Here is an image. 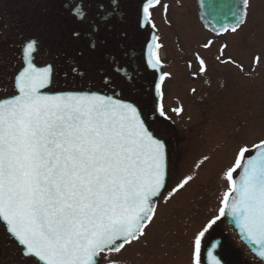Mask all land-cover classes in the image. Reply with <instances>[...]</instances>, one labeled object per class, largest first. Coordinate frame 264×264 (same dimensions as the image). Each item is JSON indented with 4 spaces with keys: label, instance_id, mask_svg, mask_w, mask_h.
Masks as SVG:
<instances>
[{
    "label": "snow or ice",
    "instance_id": "6c2138e0",
    "mask_svg": "<svg viewBox=\"0 0 264 264\" xmlns=\"http://www.w3.org/2000/svg\"><path fill=\"white\" fill-rule=\"evenodd\" d=\"M159 2L143 4L145 25L155 27L149 9ZM249 4L242 0L231 12L236 22L221 30L235 32L244 24ZM157 39L148 45L152 69L161 65ZM36 43L23 49L26 67L15 77L18 94L0 99V220L23 246V255L43 264H99L102 258L120 264L111 257L140 242L157 218L158 202L167 204L193 176L168 188L165 142L149 130L135 103L96 92L42 91L51 83L52 67L32 62ZM210 46L211 41L204 45ZM196 59L205 73V60L199 54ZM155 87L160 93V84ZM158 110L163 116L162 104ZM224 178L228 190L218 214L194 233L190 264H202L205 248L209 264H222L214 253L223 242H204L225 216L264 261V139L241 144Z\"/></svg>",
    "mask_w": 264,
    "mask_h": 264
},
{
    "label": "rangeland",
    "instance_id": "374dc122",
    "mask_svg": "<svg viewBox=\"0 0 264 264\" xmlns=\"http://www.w3.org/2000/svg\"><path fill=\"white\" fill-rule=\"evenodd\" d=\"M168 1L159 14L162 57L170 71L165 98L183 138L168 188L188 175L193 180L167 204L158 202L146 236L111 257L120 264H190L193 235L218 214L229 187L224 173L238 147L264 139V0H250L244 25L221 36L204 29L196 0ZM197 54L207 66L203 74Z\"/></svg>",
    "mask_w": 264,
    "mask_h": 264
},
{
    "label": "flooded vegetation",
    "instance_id": "af4514ba",
    "mask_svg": "<svg viewBox=\"0 0 264 264\" xmlns=\"http://www.w3.org/2000/svg\"><path fill=\"white\" fill-rule=\"evenodd\" d=\"M145 2L0 0V99L16 93L15 77L25 66L23 49L35 40L32 62L38 68L52 67L51 83L42 91L97 92L135 103L141 109L148 127L167 144L169 187L175 171L172 161L181 155L183 143L168 117L171 107L167 106L164 88L170 71L162 57L159 14L170 1L160 0L149 9L154 28L144 23ZM77 9L82 16L76 14ZM154 36L160 45L157 51L162 73L168 74L160 81L162 96L155 87L161 74L147 63L148 45ZM161 104L163 116L158 110ZM221 221L207 234L205 245L221 239L219 255L224 264H263L241 245L224 219ZM205 249L202 264H206ZM21 252L0 223V264H39Z\"/></svg>",
    "mask_w": 264,
    "mask_h": 264
},
{
    "label": "water",
    "instance_id": "95a60500",
    "mask_svg": "<svg viewBox=\"0 0 264 264\" xmlns=\"http://www.w3.org/2000/svg\"><path fill=\"white\" fill-rule=\"evenodd\" d=\"M242 5V0H197V11H198V18L200 20V22L203 24L204 28L208 31H210L211 33L215 34V35H223L225 34L227 31H222L221 30V26L224 24H233L236 22V17H234L231 12L236 10L237 7ZM241 26V25H240ZM238 29V28H237ZM228 31H231V29L229 28ZM156 51V50H155ZM26 67V62H25V66ZM160 68V66L158 67ZM23 69H21L20 71H22ZM160 71V69H159ZM161 72V71H160ZM19 74V73H18ZM63 92H81V91H63ZM84 92V91H82ZM49 93V92H46ZM57 93V92H54ZM18 94V90L16 89V93L14 95ZM49 94H53V93H49ZM8 96V97H4L2 99H8L11 98L12 96ZM103 95V94H102ZM116 98V97H114ZM119 99V98H117ZM122 100V99H121ZM128 102V101H127ZM147 125V124H146ZM148 127V125H147ZM149 128V127H148ZM150 130V129H149ZM151 131V130H150ZM153 132V131H152ZM154 134V133H153ZM166 145V152H167V144ZM254 154V153H253ZM167 166L169 168V158H168V152H167ZM240 170H238L239 172ZM236 179H238V173L237 175L234 177ZM168 180V177H167ZM227 224L231 225L240 241L258 258L261 260L260 257H258L252 250L251 247L244 241L241 239V234L239 232V229L236 227V223L234 221V219L231 216H225L224 217ZM3 225L5 226L6 230H7V225L3 220H0ZM8 232V231H7ZM9 233V232H8ZM10 234V233H9ZM10 236L16 241V239L10 234ZM221 240V239H218ZM215 240H213L212 242H214ZM18 246L22 248V254H23V246L19 244L18 241H16ZM211 243V242H210ZM220 250V249H219ZM219 250L217 254L219 257ZM205 262L206 264H209L208 258H207V249L205 250ZM34 259H36L38 261V258L32 257ZM262 261V260H261ZM40 264H43V262L38 261ZM264 263V261H262ZM222 264H224L223 260H222Z\"/></svg>",
    "mask_w": 264,
    "mask_h": 264
}]
</instances>
